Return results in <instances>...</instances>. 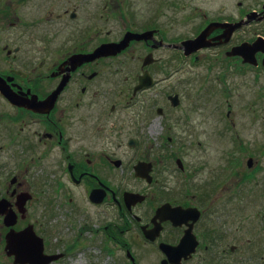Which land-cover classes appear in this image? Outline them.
Masks as SVG:
<instances>
[{
    "label": "flooded vegetation",
    "instance_id": "flooded-vegetation-1",
    "mask_svg": "<svg viewBox=\"0 0 264 264\" xmlns=\"http://www.w3.org/2000/svg\"><path fill=\"white\" fill-rule=\"evenodd\" d=\"M144 1L0 0V203L16 215L9 226L0 214L3 239L35 229L27 221L35 216L80 225L89 246L101 243L124 264H264L261 146L242 140L218 89L179 102L195 73L187 62L264 70L262 52L257 64L228 54L264 38V27L243 34L264 26V0H240L236 16L186 0ZM186 7L201 16L196 33L169 36ZM237 22L229 34L226 24ZM206 30L210 46L187 55L183 42ZM127 32L148 34L95 55ZM145 73L150 84L137 90ZM151 139L157 149L145 145Z\"/></svg>",
    "mask_w": 264,
    "mask_h": 264
},
{
    "label": "rangeland",
    "instance_id": "rangeland-1",
    "mask_svg": "<svg viewBox=\"0 0 264 264\" xmlns=\"http://www.w3.org/2000/svg\"><path fill=\"white\" fill-rule=\"evenodd\" d=\"M142 1L145 2L144 0ZM146 1H148L150 4L154 2V0ZM241 1H243V7H254L257 6L261 0ZM239 2L240 0H186V6H198L208 9L209 12L236 16L237 10L235 8L238 7ZM187 8L188 7L185 8V15L188 17L182 19L181 23L177 25L176 28L173 27V29L167 33L169 36L184 35L188 38L193 37L196 33V28L201 20V16L198 15V12L188 13L189 10ZM142 16L146 17V15ZM160 18L163 20L164 16H160ZM258 27L263 28L264 26L259 24L255 27L253 25L252 27L248 28L249 30H246V33L243 34H246L247 36H255L254 33ZM139 51L142 50L140 49ZM217 52L224 54L221 50H217ZM162 54L164 57H167L170 55V51L163 52ZM206 54L215 56L214 52L211 53V51H207ZM198 56L202 57L205 56V54L200 53ZM199 59L200 58H198V60ZM192 65L195 66L189 67ZM186 66L187 71L190 69L195 73H190L186 76L187 85L185 86L184 90L181 89L179 91L181 94L179 102L187 106L188 104L195 102L196 94L199 92V89L203 88L204 86H212L213 88L218 89L220 100H222V103L224 101L223 104H225L224 110L228 112L230 111L228 108H231V110H233L232 117L234 116L235 118L234 120L237 123V128L241 126L243 131V134L241 135L242 140L246 139L248 141L247 143H251L252 146L254 144L261 146L263 155L260 156L259 160L260 162H263L264 165V70H260L261 68L254 70L252 66L240 69L239 65L235 63L228 64L227 62L210 64L208 62L196 61L187 62ZM240 70H243V72ZM223 88L229 89L231 93H233L231 94L232 96L230 97L227 94L219 91ZM172 90L177 91V89ZM238 94L243 95L241 97H237ZM188 109L189 108L187 107L186 112L189 113ZM190 113L192 116L191 122H193L195 120V116L191 110ZM157 129L160 130L161 128L158 126ZM149 132L152 133L150 128ZM234 137L237 139L236 134ZM158 144L159 141L151 139L145 145L151 146L153 148L155 147L157 149ZM164 144L169 145V142H165ZM178 145L179 143L174 144L175 147ZM193 152L194 147L191 145L189 152H187L188 161L193 162ZM31 213L33 212L31 211ZM36 219H38V221L44 222V226L41 223H37L38 221H36ZM28 220L30 222H36L35 232L42 237L46 253H64V256L61 259L54 261L51 264H113L115 262L116 264H124L123 261H114L113 256L107 255L105 250H103L101 243H99L98 247L91 245L89 246L92 241L88 240L89 238H84L89 237V234L85 233L78 224H74L72 227L71 225H68L66 221H51V219H44L35 216H28L27 221ZM5 232L6 229L0 224V264H13V258L7 256L4 251L5 240L3 238ZM76 236L80 239H77ZM116 255L120 256L119 254Z\"/></svg>",
    "mask_w": 264,
    "mask_h": 264
},
{
    "label": "water",
    "instance_id": "water-1",
    "mask_svg": "<svg viewBox=\"0 0 264 264\" xmlns=\"http://www.w3.org/2000/svg\"><path fill=\"white\" fill-rule=\"evenodd\" d=\"M264 12V11H263ZM241 22L228 23L226 24L228 33H232L237 26H240ZM208 29V28H207ZM208 30L202 32L195 39H187L183 42V48L187 55L197 51L198 49L210 46V43L206 40V33ZM226 33V32H225ZM148 33H133L127 32L125 38L120 42L106 43L102 47H99L95 52V55H111L118 53L122 49L128 46V42L131 39H142L146 38ZM151 34V33H150ZM259 51L264 52V38L256 39L252 43H243L239 46L233 47L228 54L229 55H241L244 58V62L251 64H257L256 53ZM94 56V54L92 55ZM145 64L149 63L146 59ZM148 74L145 73L141 77V84L137 86V90L149 85ZM175 103H178V97L173 98ZM132 196V195H131ZM132 197L142 199L143 196L134 194ZM1 204V203H0ZM0 214L5 215V224L12 226L16 222V215L14 213H9L6 206L0 205ZM6 246L5 251L8 256L14 257L13 264H50L58 260L62 254H47L45 253V246L43 244V239L38 236L34 230V226L29 224L27 227L21 231H15L11 229L6 233Z\"/></svg>",
    "mask_w": 264,
    "mask_h": 264
}]
</instances>
